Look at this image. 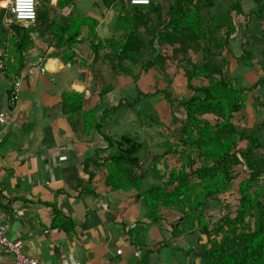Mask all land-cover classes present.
I'll return each instance as SVG.
<instances>
[{"label": "crops", "instance_id": "1", "mask_svg": "<svg viewBox=\"0 0 264 264\" xmlns=\"http://www.w3.org/2000/svg\"><path fill=\"white\" fill-rule=\"evenodd\" d=\"M9 1L0 0V50L7 51V71L0 72L6 118L0 123V225L7 238L20 241L22 252L40 264H199L195 233L176 229L175 216L163 210L152 222L140 192L113 190L92 163L109 156L113 136L111 123L97 117L120 110V97L130 90L120 85L122 77L100 102L113 70L106 68L104 82L94 81L111 53L105 49L123 35L117 10L123 3L124 15L130 7L122 0L110 7L103 0H35V21L16 24ZM100 44L104 50L94 51ZM68 93L83 94L79 111L63 106ZM91 110L93 126L86 130ZM0 264H14L1 247Z\"/></svg>", "mask_w": 264, "mask_h": 264}, {"label": "trees", "instance_id": "2", "mask_svg": "<svg viewBox=\"0 0 264 264\" xmlns=\"http://www.w3.org/2000/svg\"><path fill=\"white\" fill-rule=\"evenodd\" d=\"M117 1L120 0H103V3L110 7ZM229 1L227 9L208 19L202 12L213 6L215 0H150L149 5L130 7L129 16L121 15L124 7L121 3V10H117L120 16L118 29L125 34L111 44L118 56L133 58L131 64L144 65L140 59L144 50L149 49L151 54L157 50L164 53L166 46L168 56L157 53L155 57L161 70L167 59L180 57L179 61H185L190 49L200 50L202 59L183 70L188 93L176 99L184 112L178 121L176 145L172 148L179 151L181 163L178 168L170 169L167 174L154 170L153 183H147L144 188L145 175L135 172L139 162L137 153L142 145L128 135L109 138V156L100 161L92 160V163L103 168L105 184L113 190L140 192L152 222L160 218L159 211L163 210L175 216L176 229L198 231V239L205 238L197 251L199 264H264V186L259 185L264 180V146L256 135L257 129L264 128V108L262 119L249 133L245 129L240 133L233 121L235 114L241 115L246 109L250 92L264 90V63L250 87L239 84L237 75H227L228 59L221 54L223 49L225 55L230 52L228 41L237 30L232 24L231 13L234 11L243 18L240 1ZM254 1L259 7L251 13L254 15L252 21L259 22L264 19V0ZM164 4L167 5V19L160 16ZM154 13H159V18L153 27H149L150 14ZM141 31L150 36L146 43L141 38ZM256 40L262 44L264 54V40ZM93 49L104 48L100 44ZM251 54L243 60L245 67H252L255 62L254 59L250 61ZM145 65L154 66L155 63L150 61ZM195 80L197 84H193ZM108 91L103 89V92ZM62 99L64 107L72 106L79 111L84 97L83 94L68 93L62 95ZM164 100L173 107L167 93ZM85 114L84 127L89 130L93 126L90 118L94 111ZM208 116L214 121L206 119ZM94 126L99 128L97 119H94ZM240 136L248 140L245 151H237ZM238 165H243L248 175L237 184L235 213L232 216L228 212L217 222L209 223L201 211L217 196L231 192L237 174L234 169Z\"/></svg>", "mask_w": 264, "mask_h": 264}, {"label": "rangeland", "instance_id": "3", "mask_svg": "<svg viewBox=\"0 0 264 264\" xmlns=\"http://www.w3.org/2000/svg\"><path fill=\"white\" fill-rule=\"evenodd\" d=\"M239 1L243 18L236 15L234 11L231 13L232 24L237 30L235 29L234 34L230 36L228 41L230 52L227 51L225 55L226 50L223 49L221 56L228 59L227 75L230 77L237 75L238 79H240L239 84L250 87L257 77L256 74L260 72L261 64L264 63V54L261 51L262 44L256 40L257 38L264 40V19H261L259 22L252 21L254 15H251V13L253 10L257 11L259 7V4L257 5L254 0ZM229 5V0H215L213 6L204 10L202 15L208 19L211 16L220 14ZM36 7L38 9V5ZM39 7H42L41 11H47L48 4H42ZM166 7V4L161 6L160 16L162 19H167ZM130 13L127 10L124 15L129 16ZM158 14H150L151 21L148 23L149 27H153L156 24L155 22L159 18ZM262 16L264 17V8L262 9ZM244 22H247V24L244 25ZM158 26L161 25L159 24ZM141 33V38L146 43L150 36H147L142 31ZM124 34L125 32H123ZM163 49L165 55L167 54L165 57H167L169 49L166 46ZM107 50L111 52L109 58H106L108 61L101 65L105 67L103 72L100 69L102 68L101 66L96 69L99 77L96 76L94 81L96 83L104 82L108 75L106 68H109V70L113 71L110 74L111 88H109V85L107 87L108 90H111L113 85L122 77L125 79L122 78L124 80L120 82V85H125V88L130 87V90L127 92L128 94H126L125 98L124 96L120 97V100L123 99L122 107L119 108L120 110L114 112V114L109 115V113H106V116L97 118L103 121V124L106 121L111 123V134L114 136H111L112 138L119 139L122 135H128L132 141L135 140L141 143L142 147L137 153L139 162L135 172L136 175H145L144 186H146L147 183H153L152 175L154 170L167 174L170 169L178 168L181 163L178 148L172 149L176 145L175 137L178 135V121L183 118L184 114L183 110L177 105L176 99H180L182 95H187L188 93L185 77H183V70L189 69L191 64L201 62L202 54L198 49H190L187 52V59L185 61H179L180 57L174 60L165 58L167 60L162 64L163 69L161 70V66L155 60L157 53L164 56V53L159 52V50L152 52V54L149 49L144 50L140 58L144 65L140 63L138 65L131 64V61H134L133 58L125 59L118 56L114 48L105 49L106 52ZM248 54L252 55V60L250 61H253V59L255 61L252 67H245L243 65L245 59L249 58ZM105 57L103 56V59ZM216 58L219 60L220 56L217 55ZM239 58L240 60L236 61ZM150 61L154 62L155 65L147 67L145 64ZM197 83L196 80L193 81V84ZM117 91L122 94L120 89ZM166 93L173 103V107L171 108L164 100V94ZM101 94L105 95L106 92H103V89L99 91V100H101ZM263 108L264 90L256 89L250 92L246 109L241 115L235 114V119L233 120L239 132L245 129L249 133L257 127L263 116ZM206 119L211 122L214 121V118L211 116L206 117ZM261 129L262 131H260ZM256 135L261 139L264 146V128L257 129ZM247 143L248 140L242 139L240 136L237 151H245ZM234 170L237 174L232 181L233 189L231 192L217 196L215 201L211 200L201 211L205 218L209 220V223L217 222L220 217L228 212L232 216L235 213V208L238 204L237 184L241 179L247 177L248 173L243 165L235 166ZM259 185L264 186V180ZM192 232L195 234H191V237L195 238V236H199L198 231L193 230ZM201 239V242L198 239L195 241V246L198 250L199 244L205 241L203 236ZM198 258L197 261L200 262Z\"/></svg>", "mask_w": 264, "mask_h": 264}, {"label": "built area", "instance_id": "4", "mask_svg": "<svg viewBox=\"0 0 264 264\" xmlns=\"http://www.w3.org/2000/svg\"><path fill=\"white\" fill-rule=\"evenodd\" d=\"M129 7H138L149 5L150 0H122ZM9 14L11 17L10 22L16 24H23L33 22L36 19V3L35 0H31L30 11L34 13V16H28L27 14L21 15V11L17 10L16 0L9 1ZM25 13L29 10H23ZM31 15V14H30ZM7 71V51L6 49L0 50V72ZM45 72L41 69V73ZM17 91V90H16ZM15 100L16 97L13 96ZM6 120L5 115L0 114V123H4ZM0 247L8 251L14 259V264H40L38 260L29 258L22 252L21 242L10 240L6 236V226L0 225Z\"/></svg>", "mask_w": 264, "mask_h": 264}, {"label": "clouds", "instance_id": "5", "mask_svg": "<svg viewBox=\"0 0 264 264\" xmlns=\"http://www.w3.org/2000/svg\"><path fill=\"white\" fill-rule=\"evenodd\" d=\"M16 3H17V10L21 11V15L27 14L28 16H34V13L30 11L31 0H16ZM23 10H29V11L25 13Z\"/></svg>", "mask_w": 264, "mask_h": 264}, {"label": "bare ground", "instance_id": "6", "mask_svg": "<svg viewBox=\"0 0 264 264\" xmlns=\"http://www.w3.org/2000/svg\"><path fill=\"white\" fill-rule=\"evenodd\" d=\"M162 89V88H161Z\"/></svg>", "mask_w": 264, "mask_h": 264}]
</instances>
